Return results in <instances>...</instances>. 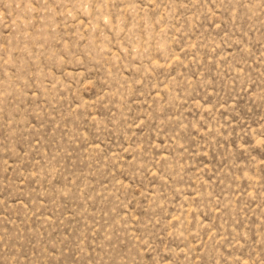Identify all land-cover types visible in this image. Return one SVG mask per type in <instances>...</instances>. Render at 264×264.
I'll return each mask as SVG.
<instances>
[{
	"label": "rangeland",
	"instance_id": "rangeland-1",
	"mask_svg": "<svg viewBox=\"0 0 264 264\" xmlns=\"http://www.w3.org/2000/svg\"><path fill=\"white\" fill-rule=\"evenodd\" d=\"M0 264H264V0H0Z\"/></svg>",
	"mask_w": 264,
	"mask_h": 264
}]
</instances>
